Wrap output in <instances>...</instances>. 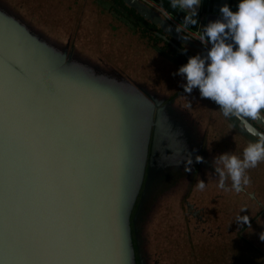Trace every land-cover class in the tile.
Returning <instances> with one entry per match:
<instances>
[{"label":"rangeland","instance_id":"1","mask_svg":"<svg viewBox=\"0 0 264 264\" xmlns=\"http://www.w3.org/2000/svg\"><path fill=\"white\" fill-rule=\"evenodd\" d=\"M0 10L56 54L66 56V66L31 91L38 88L44 91L40 94H52L50 102L64 109L73 125L81 120L93 127L100 125L97 115L102 105V111L122 127L119 137L125 142L115 160L119 181L115 193L117 220L123 224L114 236L121 238L123 243L119 244L125 246L126 252H118L119 257L126 254L129 264H264V241L260 240L264 208L258 206L256 193H264V161L246 171L251 182L239 193L231 187L230 179L220 187L212 167L214 157L225 153L242 158L243 149L255 138L242 131L235 117L225 118L214 101L232 128L214 125L219 132H213L210 126L207 130L208 123H201L208 120L206 111L191 98H199L200 93H184L180 85L186 84V79L160 64L167 60L179 67L172 57L158 50L161 42L142 36L143 26L112 0H0ZM112 30H119L121 35H110ZM118 45L121 63L113 50ZM133 52L137 60H132L144 59L150 67L137 70V75L145 78L133 79L136 84L118 74V69L126 72L129 68ZM0 79L8 83L5 86L10 95L17 93L20 86L2 69ZM57 82L60 87L55 86ZM121 86L122 96L102 104L103 93L112 97V92ZM17 112L11 113L13 118ZM90 131L91 139L95 138ZM156 133L157 140L153 136ZM104 134V141L112 145L116 140L114 131ZM227 143L231 147L227 148ZM105 146L107 150H92V157L98 153L96 164L90 154L77 164L98 175L99 186H93L102 193L104 187L108 191L112 180L108 164L111 154ZM189 154L194 161L190 173L180 163ZM197 155L203 157L204 163H195ZM102 163L105 171L101 170ZM200 180L206 184L203 190L197 186ZM195 202H200L206 224L205 219L197 220ZM95 204L96 201L92 204L94 210ZM239 215L249 216V223L237 222Z\"/></svg>","mask_w":264,"mask_h":264},{"label":"water","instance_id":"2","mask_svg":"<svg viewBox=\"0 0 264 264\" xmlns=\"http://www.w3.org/2000/svg\"><path fill=\"white\" fill-rule=\"evenodd\" d=\"M122 2L157 26L156 35L187 60L192 56L183 46L200 50L202 56L207 54L146 3ZM66 62L65 55L56 54L0 10V70L20 86L10 95L5 86L8 83L0 79V264H129L126 254L118 255L126 252L119 244L123 241L114 236L123 224L117 220L115 193L119 184L115 160L125 142L119 137L122 127L102 111L101 105L97 121L111 127L116 138L107 145L112 180L108 191L104 187L102 193L93 186H99L98 175L77 165L79 159L89 154L92 157V150H107L89 136L88 131L93 128L90 132L94 133L97 125L93 127L85 120L71 124L72 117L50 102L52 94H40L44 91L38 88L31 91L63 69ZM122 92L123 87L113 91L112 97L103 93L108 98L103 97L102 104L109 98L117 99ZM15 110L18 112L13 118ZM153 136L158 139V133ZM95 152L90 160L96 164ZM142 167L140 164V171Z\"/></svg>","mask_w":264,"mask_h":264},{"label":"clouds","instance_id":"3","mask_svg":"<svg viewBox=\"0 0 264 264\" xmlns=\"http://www.w3.org/2000/svg\"><path fill=\"white\" fill-rule=\"evenodd\" d=\"M170 2L172 8L187 13L185 29L197 25L194 17L201 0ZM219 11L222 20L203 27L198 39L205 46L210 43V50L204 56L190 57L173 75L186 79V84L180 85L184 93L190 95L198 89L201 98L214 101L225 118L235 117L242 131L255 138L243 149L242 158L225 153L212 161L220 187L230 179L231 187L239 193L251 182L246 171L264 161V132L255 126L264 125V0H240L238 11H231L227 4ZM175 31L180 33L179 26ZM180 163L185 171H192L190 154ZM195 163H204L203 157L197 155ZM205 185L200 180L197 186L203 190ZM236 221L248 224L249 216L239 215ZM260 240L264 241V233Z\"/></svg>","mask_w":264,"mask_h":264},{"label":"crops","instance_id":"4","mask_svg":"<svg viewBox=\"0 0 264 264\" xmlns=\"http://www.w3.org/2000/svg\"><path fill=\"white\" fill-rule=\"evenodd\" d=\"M148 6H150V8H152L155 12H157L161 17H163L166 21H168L172 26H174L176 28V26H179L180 28V32L182 34H184L186 37L190 38L194 44L200 46L202 49H204L206 52L208 50H210L211 48V44H207V46H205L204 44H202L198 39H199V35L202 32V28L207 26L210 22H215L218 19L222 20V14L220 13L219 9L224 6L225 4H227L230 7V10L233 12L238 11V4L240 2V0H201V4L200 6L197 8V16L194 17V19L197 20V25L196 26H191L188 29H185L183 26V19L184 16L187 14L186 12L182 11L179 8H172L171 7V2L170 0H148ZM122 29V28H121ZM124 31H126L125 29H123ZM109 33V32H108ZM121 32L119 30H112L110 32V35L116 36V35H121ZM97 36V34H96ZM144 41V40H143ZM106 42V41H105ZM104 42V43H105ZM120 46L118 45V48H113L115 53H118V59L117 61L121 63V61H123V57H121L122 51L120 50ZM183 48L186 50V52L191 55L192 57L197 55V54H201L202 52L196 48H193L191 46H183ZM103 49H106V45L103 46ZM103 50V51H104ZM235 50V48H234ZM145 54H149L148 51L146 50V52H144ZM133 53L130 54V64H129V68H126V72L124 73L123 71H119L118 69V74L124 78H126L127 80H129L131 83H134L133 79H135L136 81H139L143 78H145V76H140L137 75V70H139L140 68H142L144 71L146 69H150L147 68L149 63L146 62L144 59H142V61H134L132 60L135 59L137 60V57L135 55V57L132 56ZM143 56L146 55H141L140 57L142 58ZM102 59H107L106 57L104 58V56H102ZM140 62V63H138ZM167 63V64H166ZM161 65H164L167 68V70L172 71L173 73L178 72L179 67H177L174 63L165 60L164 62L160 63ZM166 64V65H165ZM169 65V66H168ZM118 68V67H117ZM173 78L171 77H167V80H172ZM175 81V80H174ZM186 81V80H183ZM180 83V82H179ZM184 84V83H181ZM193 94H199V90L198 89H194ZM193 97H191L193 100L196 99V105L199 106V108L205 110V114L207 115L206 118H208V120L206 119V122H201L203 124H207V130L210 126V129L214 132H219L218 128H216L214 125L216 126H222L223 128H232L230 127V125H228V123L226 122V120L222 117V115L219 113L218 108L214 105L213 101H205L204 98H201L199 96V98H196L195 95H191ZM204 106V107H202ZM210 110V112H209ZM209 113V115H208ZM228 126V127H226ZM257 128L261 131L264 132V125H257ZM240 142V141H239ZM241 143V142H240ZM245 144V143H242ZM224 148L226 147V143L224 142V144L222 145ZM231 147V144L228 145L227 143V148ZM203 155V153H201ZM214 170V169H213ZM257 193V201H258V206L259 207H263L264 208V193L262 192H256ZM197 203V209L194 208V206L191 208H194V212L195 215L198 217L197 220L202 221L203 219H205V224L207 223V218L206 217H202V213L204 210L203 209H199L200 205L198 202H195L194 204L196 205ZM187 222H189L187 220ZM186 222V223H187ZM193 222V221H192ZM208 230L211 228L207 227ZM222 236V235H220ZM221 237H215V240H219ZM225 239V238H224Z\"/></svg>","mask_w":264,"mask_h":264},{"label":"trees","instance_id":"5","mask_svg":"<svg viewBox=\"0 0 264 264\" xmlns=\"http://www.w3.org/2000/svg\"><path fill=\"white\" fill-rule=\"evenodd\" d=\"M115 5L120 8L121 10H124V12L130 17V19L135 20L140 26H143L145 31L141 32L142 36H148L149 40L153 42H161L162 45L160 47H157L158 50L162 53H164L167 56L172 57L176 63L181 67L185 65L188 60L180 54L179 51H177L174 47H172L168 42L162 40L160 37L156 35V32L159 31V28L147 20L143 19L136 11L128 6H126L122 0H112ZM145 32H148V35L145 34ZM150 32V34H149Z\"/></svg>","mask_w":264,"mask_h":264},{"label":"bare ground","instance_id":"6","mask_svg":"<svg viewBox=\"0 0 264 264\" xmlns=\"http://www.w3.org/2000/svg\"><path fill=\"white\" fill-rule=\"evenodd\" d=\"M54 101V100H53ZM52 103V102H51ZM92 103V102H91ZM97 103V102H96ZM95 104V103H94ZM88 105V104H87ZM84 108V107H83ZM160 118V117H159ZM161 121V120H160ZM97 122V121H96ZM105 126H100V125H97V129L96 128H94L95 129V131H94V135H95V138L98 140V142H99V145H105V144H107V145H110V144H108V142H105L104 141V132H106L107 133V135H109V131H112L111 130V127H107L108 125L107 124H105V123H103ZM107 125V126H106ZM107 129H108V132H107ZM112 133V132H111ZM104 134V135H103ZM114 135V134H113ZM110 137V136H109ZM106 138V137H105ZM108 141H109V139H108ZM112 141V140H111ZM113 142V141H112ZM109 143H110V141H109ZM171 144V143H170ZM170 147V146H169ZM154 151V150H153ZM155 154V153H154ZM200 156V155H199ZM152 164V163H151ZM102 171H105V169H104V167H103V163H102ZM174 168V167H173ZM165 172V171H164ZM161 177V176H160ZM156 180V179H155ZM154 180V181H155ZM149 193V192H148ZM147 194V193H146ZM148 195V194H147ZM145 196V195H144Z\"/></svg>","mask_w":264,"mask_h":264},{"label":"built area","instance_id":"7","mask_svg":"<svg viewBox=\"0 0 264 264\" xmlns=\"http://www.w3.org/2000/svg\"><path fill=\"white\" fill-rule=\"evenodd\" d=\"M139 1H141V2H144V3H146V4H148V0H139Z\"/></svg>","mask_w":264,"mask_h":264}]
</instances>
